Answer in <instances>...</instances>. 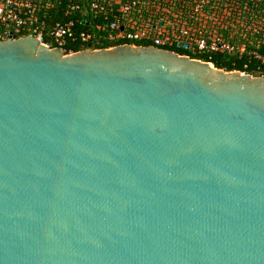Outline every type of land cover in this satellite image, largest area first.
I'll list each match as a JSON object with an SVG mask.
<instances>
[{"label":"water","instance_id":"1","mask_svg":"<svg viewBox=\"0 0 264 264\" xmlns=\"http://www.w3.org/2000/svg\"><path fill=\"white\" fill-rule=\"evenodd\" d=\"M0 264H264V76L0 41Z\"/></svg>","mask_w":264,"mask_h":264},{"label":"trees","instance_id":"2","mask_svg":"<svg viewBox=\"0 0 264 264\" xmlns=\"http://www.w3.org/2000/svg\"><path fill=\"white\" fill-rule=\"evenodd\" d=\"M39 1L48 29L59 22L80 20V23L76 24L75 31L91 36L88 43H82L81 40L70 42L67 46L69 51L79 52L88 49L89 46L92 50L108 49L125 44L156 46L182 56L212 63L219 70L249 72L256 76H264V62L257 57V55L264 57V37H262L264 0H210L203 12L194 14L192 19L189 18L192 10L187 5L183 7L172 5L153 18L151 15L156 10L154 6L139 5L126 14L118 12L124 0H75V3L80 4V11L71 16H65L68 7L66 0ZM95 2H98L103 9H94L92 5ZM192 2L193 0H190V3ZM117 18H121L123 24L129 22L136 28L146 27V22H149L150 30L154 32L162 29L169 34L175 32L176 35L165 46L156 44V40L110 41L107 35L110 32H119L118 29H113ZM154 26L155 29H153ZM181 27L189 29L190 36H198L201 31L204 35L213 34L223 37L226 43L233 46L234 51L223 54H200L191 41H188L187 36H180L179 28ZM128 29L132 28L128 27ZM44 40L52 47H57L49 37ZM185 45L189 47L185 48ZM242 47H244L243 51H241Z\"/></svg>","mask_w":264,"mask_h":264},{"label":"built area","instance_id":"3","mask_svg":"<svg viewBox=\"0 0 264 264\" xmlns=\"http://www.w3.org/2000/svg\"><path fill=\"white\" fill-rule=\"evenodd\" d=\"M66 1L68 7L65 11V16H71L73 13L80 11V4L75 3V0ZM209 3L210 0H193L192 3H190V0H124L118 12L127 14L139 5L154 6L156 10L151 17L155 18L159 15V12L165 11L167 7L172 5L183 7L187 5L192 10L189 15V18L192 19L194 14L202 13ZM92 7L99 10L103 9L98 2L93 3ZM42 14L43 11L39 0H0V41L32 36L42 44L52 47L50 43L44 40L49 37L57 48H61L65 54L74 53L67 48L70 42H80L81 40L82 43H88L90 41L91 36L89 34H80V32L75 31L76 24L80 23V20L59 22L51 29H48L45 17ZM146 24V27L136 28L132 27L129 22L123 24L121 18H117L113 29H118L119 32H110L107 36L110 41L128 40L142 42L156 40V44L165 46L176 35L175 32L169 34L162 29L154 32V30H150L151 24L149 22H146ZM161 24L163 25V22ZM128 27L132 29H128ZM153 29H155V26ZM179 33L180 36H187L188 41H191L200 54H223L234 51L233 46L226 43L223 37L217 35H204L200 31L198 36H190L189 29L184 27L179 28ZM262 37H264V34ZM243 50L244 47L241 48V51ZM254 55H257V53H254ZM257 57L264 62V57L262 58L258 55Z\"/></svg>","mask_w":264,"mask_h":264}]
</instances>
